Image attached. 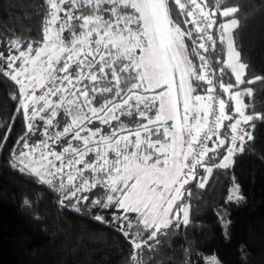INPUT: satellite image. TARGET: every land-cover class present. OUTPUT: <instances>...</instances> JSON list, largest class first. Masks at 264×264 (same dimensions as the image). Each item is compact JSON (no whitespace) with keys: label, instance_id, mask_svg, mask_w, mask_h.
Segmentation results:
<instances>
[{"label":"snow or ice","instance_id":"6c2138e0","mask_svg":"<svg viewBox=\"0 0 264 264\" xmlns=\"http://www.w3.org/2000/svg\"><path fill=\"white\" fill-rule=\"evenodd\" d=\"M223 3L44 0L42 39L0 41L8 53L0 50V77L17 86L0 150L16 119L25 125L9 166L55 190L64 207L113 210L93 219L116 225L133 248L131 264H144L145 247L156 250L149 241L189 225L186 185L204 188L214 168L231 167L254 139L253 121H264L244 103L253 89L241 86L264 77L245 78L233 36L239 5ZM201 49L226 59L217 67ZM242 199L234 185L226 202Z\"/></svg>","mask_w":264,"mask_h":264},{"label":"trees","instance_id":"16d2710c","mask_svg":"<svg viewBox=\"0 0 264 264\" xmlns=\"http://www.w3.org/2000/svg\"><path fill=\"white\" fill-rule=\"evenodd\" d=\"M236 5L240 27L233 36L241 60L248 65L245 78L264 77V0L223 3V7ZM45 7L44 0H0V41L42 39ZM0 50L8 54L3 43ZM200 51L213 65L225 58L220 51ZM228 82H234L233 76L231 81L225 78L224 83ZM214 83H218L215 77ZM243 86L253 89L244 102L252 106L246 111L264 114V80ZM16 91L14 82L0 77V138L5 134L4 125L12 122L17 102L10 94ZM220 98L228 102L226 93ZM253 123L254 139L234 157L231 167L214 168L204 188L197 186V180L186 185L192 193L184 201L189 205V225L168 230L166 236L158 237L159 244L149 241L156 250L145 247L144 264H207L211 256L220 264H242L241 249L246 264H264V121ZM24 129L23 119L17 118L7 146L0 150V264H131L133 248L116 225L93 219L97 214L111 219L113 210L81 206L76 212L71 206L64 207L55 190L9 166L10 153L19 147L16 141ZM198 171L205 174L203 169ZM234 185H239L243 199L226 202ZM221 215L230 221L227 230Z\"/></svg>","mask_w":264,"mask_h":264},{"label":"crops","instance_id":"0c3cea01","mask_svg":"<svg viewBox=\"0 0 264 264\" xmlns=\"http://www.w3.org/2000/svg\"><path fill=\"white\" fill-rule=\"evenodd\" d=\"M225 59H226V56H225ZM233 78H234V76H233ZM241 87H250V86H241ZM250 88H251V87H250ZM226 98H227V100H229V94H227V93H226ZM246 98H249V97H248V96H245V97H244V102H245V99H246ZM231 104H232V107H233V111H232L231 114L235 116V115H236L235 112H234L235 102H234V101H231ZM237 118H238V117H237ZM225 123H228V122L225 121ZM221 130L223 131V129H221Z\"/></svg>","mask_w":264,"mask_h":264},{"label":"built area","instance_id":"2783aa9c","mask_svg":"<svg viewBox=\"0 0 264 264\" xmlns=\"http://www.w3.org/2000/svg\"><path fill=\"white\" fill-rule=\"evenodd\" d=\"M202 50V49H201ZM203 51V50H202ZM206 54H208V53H206ZM210 61V60H209ZM210 63H211V61H210ZM213 79H214V77H213ZM217 107H218V104H217Z\"/></svg>","mask_w":264,"mask_h":264},{"label":"rangeland","instance_id":"374dc122","mask_svg":"<svg viewBox=\"0 0 264 264\" xmlns=\"http://www.w3.org/2000/svg\"><path fill=\"white\" fill-rule=\"evenodd\" d=\"M204 175H206V173H205ZM233 187H234V186H233ZM233 187H231V189H232ZM234 201H236V200H234Z\"/></svg>","mask_w":264,"mask_h":264}]
</instances>
